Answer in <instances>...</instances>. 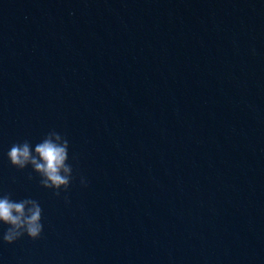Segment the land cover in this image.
<instances>
[{"label":"water","instance_id":"water-1","mask_svg":"<svg viewBox=\"0 0 264 264\" xmlns=\"http://www.w3.org/2000/svg\"><path fill=\"white\" fill-rule=\"evenodd\" d=\"M52 130L58 196L7 156ZM2 194L0 264H264V0H0Z\"/></svg>","mask_w":264,"mask_h":264},{"label":"clouds","instance_id":"clouds-1","mask_svg":"<svg viewBox=\"0 0 264 264\" xmlns=\"http://www.w3.org/2000/svg\"><path fill=\"white\" fill-rule=\"evenodd\" d=\"M68 147L67 138L52 130L34 146L28 140L14 143L7 156L18 169L31 165L40 175L41 185L53 189L58 196L61 190L67 192L73 179V168L67 162ZM81 183L85 184L83 178ZM42 213L43 209L35 199L16 201L10 194L0 195V224L8 226L3 232V241L11 244L25 235L39 239L43 232Z\"/></svg>","mask_w":264,"mask_h":264}]
</instances>
